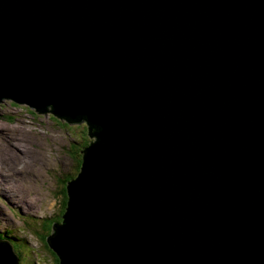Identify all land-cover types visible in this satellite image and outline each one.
I'll return each mask as SVG.
<instances>
[{"label":"water","instance_id":"95a60500","mask_svg":"<svg viewBox=\"0 0 264 264\" xmlns=\"http://www.w3.org/2000/svg\"><path fill=\"white\" fill-rule=\"evenodd\" d=\"M0 101L95 130L58 264H264V0H0Z\"/></svg>","mask_w":264,"mask_h":264},{"label":"rangeland","instance_id":"374dc122","mask_svg":"<svg viewBox=\"0 0 264 264\" xmlns=\"http://www.w3.org/2000/svg\"><path fill=\"white\" fill-rule=\"evenodd\" d=\"M93 139L84 122L68 123L50 109L39 112L26 104L0 101V233L14 229L17 241L26 242L18 243L19 264H56L53 251L32 231L50 226L46 238L51 236L62 213L66 182L59 180L73 172L78 147Z\"/></svg>","mask_w":264,"mask_h":264},{"label":"trees","instance_id":"16d2710c","mask_svg":"<svg viewBox=\"0 0 264 264\" xmlns=\"http://www.w3.org/2000/svg\"><path fill=\"white\" fill-rule=\"evenodd\" d=\"M11 103L15 104L14 102L10 101ZM65 121H67L69 123L68 120L64 119ZM84 122L85 123V132H87L88 134L90 133V129H89V124H87V122L83 120H77L75 121L74 123H77V124H80ZM71 123V122H70ZM95 130L92 129V132H94ZM94 140V139H93ZM91 143V141L87 142L85 141V143H82L81 146L78 147V151L80 153V155H77L76 157H74V165H75V168L73 169L74 172L77 174L80 173L81 171V166H82V162H83V154H84V150H85V147H87V145H89ZM74 144V143H73ZM73 144L68 147V151L70 152L71 149H73ZM87 144V145H86ZM76 148V147H75ZM74 173V174H75ZM77 176H75L76 178ZM64 193V197H63V200H62V215L63 213L65 212L66 210V204H67V200H68V194H67V189H65L63 191ZM57 197V196H56ZM58 199V198H57ZM62 222V217H60V221L58 223H61ZM49 228L50 226L48 227V229H44V228H39L38 226L34 227L33 228V231H32V234L37 237L41 243V245L44 247V248H49L48 246V243L46 241V234H47V231H49ZM13 231V230H12ZM10 231L9 229L5 230L6 233H0V239L6 241L13 249V253L15 254V256L17 257V259L19 260V256L21 254V251H20V245L18 243H21L22 245H26V242L23 240V238H19V241H17V237H15L14 235V232ZM40 235V236H39ZM9 240V241H8ZM26 249H27V246H25ZM58 260V259H57ZM58 264V262L56 263Z\"/></svg>","mask_w":264,"mask_h":264},{"label":"clouds","instance_id":"9594fccd","mask_svg":"<svg viewBox=\"0 0 264 264\" xmlns=\"http://www.w3.org/2000/svg\"><path fill=\"white\" fill-rule=\"evenodd\" d=\"M15 103V102H14ZM60 119H65V118H60ZM67 120V119H66ZM79 120V119H78ZM81 120H83V119H81ZM75 121H77V120H74V121H69V122H75ZM85 121V120H84ZM86 122V121H85ZM89 135L90 136H93L94 137V140H92L91 141V143L92 142H94L95 140H96V138H95V136H94V132H92L91 130H90V133H89ZM90 143V144H91ZM89 144V145H90ZM89 145H87V147L89 146ZM87 147H85V149L87 148ZM85 151V150H84ZM84 155V154H83ZM75 172H74V170H73V172L72 173H66V174H63L62 176V178L59 180L60 181V184H61V181H64V182H66V184H65V187L63 188V190H62V195H63V197H64V193H63V191L65 190V189H67V186H68V184H69V182H71V181H73L74 179H75V176H78V174L76 175V173L74 174ZM30 176V175H29ZM28 176V177H29ZM60 184H59V186H60ZM54 193H55V191H54ZM62 200H63V198H62ZM61 203H62V201L60 202V205H61ZM61 207V206H60ZM64 214V213H63ZM55 216V215H54ZM63 215L61 214V216L60 217H62ZM26 218H29V217H26ZM30 218H33V217H30ZM25 219V218H24ZM25 222H27L26 220H25ZM28 223V222H27ZM55 224H57V223H55ZM54 226V225H53ZM9 229V228H8ZM12 229V228H11ZM7 230V229H6ZM12 230H14V229H12ZM5 231V230H4ZM3 231V232H4ZM54 232V230H52V232H51V234ZM14 235H15V232H14ZM16 237V236H15ZM49 238V236L46 238V241H47V239ZM0 242H3L4 244H6V245H8L10 248H11V250H12V254H13V256H14V258H15V262H16V264H19V260L17 259V257L15 256V254L13 253V249H12V247L6 242V241H4V240H2V239H0ZM48 243V242H47ZM49 246V245H48ZM50 248V247H49ZM51 250V249H50ZM57 263V262H56Z\"/></svg>","mask_w":264,"mask_h":264},{"label":"bare ground","instance_id":"6f19581e","mask_svg":"<svg viewBox=\"0 0 264 264\" xmlns=\"http://www.w3.org/2000/svg\"><path fill=\"white\" fill-rule=\"evenodd\" d=\"M3 233H6L5 231ZM19 238V237H18ZM9 241V240H8Z\"/></svg>","mask_w":264,"mask_h":264}]
</instances>
